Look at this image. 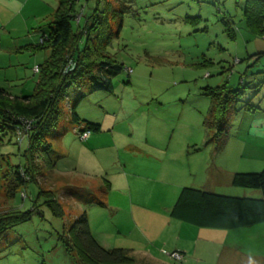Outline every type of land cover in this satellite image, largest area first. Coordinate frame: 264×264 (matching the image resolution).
I'll list each match as a JSON object with an SVG mask.
<instances>
[{
  "label": "rangeland",
  "instance_id": "obj_1",
  "mask_svg": "<svg viewBox=\"0 0 264 264\" xmlns=\"http://www.w3.org/2000/svg\"><path fill=\"white\" fill-rule=\"evenodd\" d=\"M56 3L0 0V86L8 87L12 95L34 89L39 76L34 67L42 64L48 54V49L34 46L40 34L48 30ZM93 3L91 0L84 5L87 15ZM100 3L107 6L112 29L121 15V27L112 38L109 52L123 63L124 69L110 75L111 92L92 91L88 83L68 89L59 105L57 124L45 135L50 147L40 151L36 159L37 183L28 182L13 198L6 195L4 188L7 169L24 165L27 142L20 140L15 124L0 116V212L13 207L30 209L39 186L51 190L65 212L62 217L53 216L43 203L45 196L40 194L30 218L8 229L0 239V264H83L75 247L71 254L65 251L60 237L68 234L81 212L98 208L79 201L85 192L70 183L71 178L78 181L82 174L93 171L88 167H95L88 166L87 160V153L94 152L85 150L81 144L85 140L79 138L86 121L100 125L99 132L90 134L98 136L101 145L115 144L96 155L104 171L117 169L113 164L117 157L129 160L126 150L139 147L137 143L142 138L153 142L151 153L159 156L157 162L172 165V159H179L183 163L185 169L180 177H174L166 186L158 184L161 198L174 195L178 182L196 188L207 185L210 191L224 195L259 194L258 189L230 183L234 172L259 171L264 166L260 157L252 160L248 156L254 146L259 147L258 151L264 150V35H255L246 28L242 16L244 0ZM223 19L232 30L231 36L224 30ZM125 67L131 69L129 74ZM224 82L228 87L242 86L238 107L249 101L258 109H239L231 116L225 143L216 147L217 142L207 139L202 125L210 104L204 92L206 86ZM79 95L82 97L75 104ZM74 104L77 122L71 118ZM153 208L161 211L152 226L131 215L126 218L122 214L121 219L130 220L139 235L150 233L164 215L160 206ZM91 217L95 224L93 213ZM177 223L180 233L168 243L157 241L145 246L148 241L136 239L132 250H127L133 261L124 264H264V222L234 229ZM172 250L180 251L183 259L171 258Z\"/></svg>",
  "mask_w": 264,
  "mask_h": 264
},
{
  "label": "trees",
  "instance_id": "obj_2",
  "mask_svg": "<svg viewBox=\"0 0 264 264\" xmlns=\"http://www.w3.org/2000/svg\"><path fill=\"white\" fill-rule=\"evenodd\" d=\"M56 1L48 30L40 34L39 42L34 46L36 49H48V54L43 63L38 65L39 76L33 91L12 95L0 87V116L3 121L15 124L16 134L21 135L20 140L26 139L27 142L23 151L24 165L7 169L8 179H5L7 185L4 188L9 198H13L16 191H20L28 182H36L38 179L39 165L36 164V159L40 151L44 152L50 147L45 135L57 124L60 116L59 105L68 89L88 83L92 91L111 92L110 75L124 69L123 63L109 52L112 38L118 35L121 27V15L116 28L112 29L106 13L107 6L101 4V0H92L94 3L88 15L84 5L91 0ZM242 16L248 31L255 35H264V0H244ZM223 27L231 36L232 30L224 19ZM125 71L129 74L131 69L125 67ZM204 94L209 97L210 104L202 119V125L206 129L207 139L217 142L216 147H222L225 143L226 128L231 116L239 109L246 112L258 109V105L249 101L241 107L237 106L243 95L240 85L235 88L228 87L224 82L216 86H206ZM81 97L82 95L77 97L75 104ZM75 104L71 108V118L77 122L78 117L73 110ZM27 125L29 129L26 128ZM84 127L89 134L87 138L91 135L90 132L100 131L99 124L89 121L84 123ZM48 163L52 165V162ZM230 183L238 187L258 189L260 195H224L183 186L169 209V216L193 226L221 229L264 222V166L259 171H236L232 174ZM40 194L45 196L43 203L53 216L62 217L65 214L52 191L39 186L30 209L13 207L0 212V239L8 229L30 218ZM60 239L68 254L75 247L79 261L83 264H124L133 261L126 249H104L95 242L86 211L76 217L68 229V234L62 233ZM75 263L78 264V261Z\"/></svg>",
  "mask_w": 264,
  "mask_h": 264
},
{
  "label": "crops",
  "instance_id": "obj_3",
  "mask_svg": "<svg viewBox=\"0 0 264 264\" xmlns=\"http://www.w3.org/2000/svg\"><path fill=\"white\" fill-rule=\"evenodd\" d=\"M11 93L10 89L6 86H0ZM22 92H20L21 94ZM81 143L85 150H92L94 153H87L88 166L95 165L92 172H86L82 174L78 181L70 179L71 185H77L79 189L85 192L82 196H79L80 201L84 204H88L92 208V211H87V219L92 237L95 242L104 249L111 248H124L126 250L131 249L135 244L136 239L138 241H148L151 246L157 241L168 243L169 240L177 238L180 233V226L176 219L169 216V209L175 201V196L182 186L181 182H178L175 189L170 185L172 190H175V194L172 196L160 197L159 185L166 186L172 183L174 177H180L185 169L183 163L177 162L172 159V165L166 162L159 161V156L151 153V144L153 143L148 138L140 139L139 147H134L126 150V153L130 155V159H119L113 161V164L117 166L115 171L106 170L100 168L96 155L104 148H112L113 145H107L106 147L101 145L98 136L90 135L85 141ZM117 149V147H116ZM254 146L253 153L248 156L254 160L257 157L264 162V150L258 151ZM153 159V160H152ZM73 170H76L73 167ZM72 180V182H71ZM159 184V185H158ZM200 189L209 190L207 185H203ZM107 187V188H106ZM159 189V190H158ZM243 196H247L243 193ZM260 195V192L257 196ZM129 198V199H128ZM101 203H99V202ZM156 202L155 204L153 202ZM125 204L128 208L125 209ZM160 206L164 215L159 226L155 225L154 231L150 233L146 231L141 235L135 233L133 227L124 218L121 219V215H130L141 222H145L152 226L158 219L159 210L153 208ZM92 213L94 220L97 222L92 223ZM125 221V222H123ZM139 221V222H140ZM181 222V221H180ZM110 223V225H108ZM160 227V228H159ZM146 230V229H145ZM122 240V242H120ZM144 255L150 261L148 252L143 251ZM186 260V257L184 258ZM184 260V261H185Z\"/></svg>",
  "mask_w": 264,
  "mask_h": 264
},
{
  "label": "built area",
  "instance_id": "obj_4",
  "mask_svg": "<svg viewBox=\"0 0 264 264\" xmlns=\"http://www.w3.org/2000/svg\"><path fill=\"white\" fill-rule=\"evenodd\" d=\"M34 70H37V66L34 67ZM29 127V125H27ZM88 136V131H83L80 133L81 138H85ZM170 257L175 259V260H181L183 259V254L179 251L173 250L169 253Z\"/></svg>",
  "mask_w": 264,
  "mask_h": 264
},
{
  "label": "clouds",
  "instance_id": "obj_5",
  "mask_svg": "<svg viewBox=\"0 0 264 264\" xmlns=\"http://www.w3.org/2000/svg\"><path fill=\"white\" fill-rule=\"evenodd\" d=\"M35 66H37V70H36V71L34 70V71L37 72L39 66H38V65H35ZM83 131H86V130H82L81 132H83ZM81 132H80V133H81ZM88 135H89V134H88ZM79 138H81V137H80V134H79ZM83 139H85V138H83ZM172 251H173V250H172ZM176 251H177V250H176ZM179 252H180V251H179ZM183 257H184V255H183Z\"/></svg>",
  "mask_w": 264,
  "mask_h": 264
}]
</instances>
